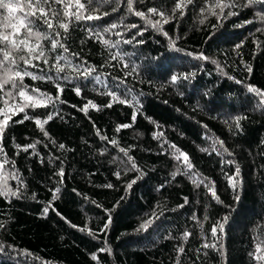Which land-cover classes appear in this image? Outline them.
Listing matches in <instances>:
<instances>
[{"label":"trees","instance_id":"1","mask_svg":"<svg viewBox=\"0 0 264 264\" xmlns=\"http://www.w3.org/2000/svg\"><path fill=\"white\" fill-rule=\"evenodd\" d=\"M175 2L144 0L135 7L147 12L148 7L154 6L171 15ZM113 6L115 2L100 9L110 12V16L75 24L65 41L70 52L79 53V59L71 57L72 63L87 61L83 67L95 66L93 77L99 75L102 83H97L93 77L76 79L71 69L62 74L71 75V82L58 81L55 70L49 71L50 65L43 64L42 60L33 61L38 68L27 69L36 75L54 77L51 81H33L25 77L24 84L29 89L39 88L42 93L55 96L54 85L59 82L65 90L60 98L63 103L57 102L47 109L38 108L35 112L28 110L33 116L59 112V116L45 125L51 139L45 138L33 122L25 121L23 124L10 122L0 142L6 153V157L0 155V161H9L4 173L18 171L25 185L21 199L0 197V223L5 225L0 229V243L4 245L0 264H176L177 258L180 264H257L248 253L254 250L256 243L264 240V109L257 108L259 97L248 93L246 85L264 89V34L255 32L264 24L254 16L261 9L259 6L242 11L232 9L240 11V15L223 21L216 29L213 25L218 23L217 18L210 13H205L208 19L203 25L199 24V19L203 18L199 16V9L204 3L196 0L184 10L183 18H179L177 12L176 19L163 24L168 36L149 26L142 37H136L145 43L137 44L132 37L138 29L129 30L121 25L103 32L105 27L119 23L121 18L124 24L145 26L144 20L127 11L126 3L121 2L117 12L111 11ZM53 7L59 9L60 5ZM152 19L160 17L152 16ZM249 19L255 22L236 27ZM37 27L39 31L53 34L43 25ZM89 28L100 31L104 39L120 43L116 47H105L94 36L89 38ZM116 32L122 35L117 36ZM124 40H132V43L125 44ZM254 40L260 42V48ZM172 41L175 47L171 46ZM43 43L46 56L54 62L52 57L56 53L49 50L48 41ZM240 43L243 46L235 49ZM113 54H117V59H112ZM199 54L210 59H198ZM63 55L70 56V53ZM213 59L220 68L211 63ZM125 64L128 67H124ZM246 64L251 65L252 72L246 70ZM18 65V70L25 69L22 61H18ZM133 68L136 71H132ZM126 73H130L126 82L116 87L118 81L111 77L123 79ZM184 73H194V76L171 83V75ZM77 85L82 88L80 96L72 90ZM109 90L133 105L136 101L142 105L133 126L119 133L115 131L116 126L132 123L135 107L113 103L110 109L89 108L87 114L80 111L88 100L101 106L106 104L111 98L101 93ZM22 116L19 114L12 119H22ZM237 116L247 117L241 120L242 131L235 130L233 118ZM97 129L109 140H117L118 146L102 140ZM158 133L163 135L154 139ZM217 138L224 141L232 156L224 152L219 143L215 147L221 155L212 152ZM36 141L41 142L34 150L20 151L17 155V144ZM59 144H64L65 148L60 149ZM171 144L188 154L198 176L190 179L182 174L186 169L173 158L175 149L169 147ZM121 147L129 149V155L146 173L127 194L125 185L137 173L128 171L125 174L130 165L119 151ZM201 148L209 152H202ZM229 160L235 163H227ZM236 165L240 167L241 181L238 202L234 200L237 193L227 179L235 172ZM60 167L65 172L63 184H58L60 177L54 174ZM178 167L181 174L173 179L172 173ZM116 171L121 172L120 179L115 177ZM204 177L214 181L215 192L222 203H217L203 185L195 186L194 181ZM109 183L112 188L104 187ZM8 184L16 188L19 181L8 179ZM55 187L61 188L59 199L54 202L55 211L50 209L44 217L42 209L48 206L52 196L50 190ZM184 197L188 198V203L179 208ZM153 210L162 213L160 218L147 232H137ZM109 214L112 222L105 235L101 230ZM229 215L224 233L218 232L217 237H213V225ZM80 227L91 229L97 238L87 230L80 231ZM186 230L192 235L185 243L181 237ZM168 236L173 238H166ZM217 239L224 246L223 259L217 251L201 247ZM105 240L110 254L98 252L105 247ZM179 245H183L185 251L178 257L176 248ZM92 254H97V261L91 259Z\"/></svg>","mask_w":264,"mask_h":264},{"label":"snow or ice","instance_id":"2","mask_svg":"<svg viewBox=\"0 0 264 264\" xmlns=\"http://www.w3.org/2000/svg\"><path fill=\"white\" fill-rule=\"evenodd\" d=\"M115 2L116 6H113L111 11L117 12L119 11V5L121 2L126 3L127 11L141 18L145 21V26L141 27L138 24H124L123 18H121L119 23H111L107 27L103 29V32H110L113 29L119 28L123 25L126 29H138L135 33V36L132 37V40H136L137 36H143L144 32L148 30V27L157 30L158 32H162L164 36H168L167 32L163 31V24L170 23L173 19H176V13L179 12V18H183L186 14L185 9L188 8L189 5H193L196 0H176L174 7L171 9V15L166 13L165 11L157 8V7H148L147 12L137 10L135 5L139 3H144V0H0V142L5 138L6 129L11 126V124H23L25 121H31L34 125L40 130L45 138H50L49 132L46 130L45 125H47L50 121H53L56 116H59V112H47L44 114L30 115L29 109L35 112L38 108L47 109L50 105L54 106L57 102L63 103L61 101V96L64 92V86L57 82L54 87L56 89V95L53 96L49 93H42L39 88H31L24 84L25 77H30L33 81L35 80H53L54 77L51 75H36L31 71H28V68H38L39 65L37 63H33V61H43V64L50 65L49 71L52 69L55 70L56 80H62L71 82V75H62L66 72V69H71V72L75 74L76 79L83 78L84 80H88L89 77H93V73L96 72V67L89 65L88 67H83L84 64H87V61H82L81 64H73L71 57H76L79 59V53L70 52V47L65 41L70 37L71 28L75 24H79L80 22H89V21H97L101 20L104 17L110 16L111 13L108 11H100V9L105 4H112ZM204 6L199 9V16L203 17L199 19V24L203 25L205 21L208 19V16L205 13H210V15L215 16L217 18L218 23L213 25V28L218 29L222 26L223 21L228 20L231 17L239 16L240 11H233L232 9L243 10L245 8H252L259 6L261 10H258L254 13L256 20H258L261 24H264V0H243V3L240 0H212L209 3V0H203ZM54 5H60V8L57 9L53 7ZM95 5V6H93ZM217 9L219 11H217ZM227 9V11H225ZM152 16H159L160 19L153 20ZM255 21L252 19L244 20L240 24L236 25V27H244L248 24H253ZM37 25H43L49 32L39 31ZM62 29L63 31H57L56 29ZM89 33V38L93 36L99 40L105 47H116L119 44V41L115 43L104 39L101 35L100 31H94L93 29H87ZM255 32L264 34V27H258L255 29ZM115 35L120 36L122 33L116 32ZM254 35V33H253ZM132 40H124L125 44L132 43ZM171 41V37H169ZM43 41L49 42V50L53 53H56L55 56L52 57V61L50 62L49 58L45 53V45ZM137 44H143L145 41L143 39L136 40ZM256 43V47L260 48V42L258 40H254ZM171 46L175 47L174 41L171 42ZM242 43L236 44L235 49L241 48ZM19 53H24V55H19ZM63 53H70V56H65ZM192 55V53H189ZM123 57L121 56L120 59ZM198 59L209 60L210 58L204 56L203 54H199L197 56ZM112 59H117V54L112 55ZM18 61H22L25 65V69L23 71L18 70L19 65ZM63 61V63H61ZM211 63L216 64L218 68L220 65L216 60H211ZM124 67H128L127 64ZM246 70L250 73L252 72L251 65H245ZM83 69V70H81ZM132 71H136L135 68ZM222 71V69H221ZM227 76V73H223ZM108 75H111L110 73ZM130 73H126L124 78L122 79L119 76H112L111 78L114 81H118L116 87L124 84L126 82L127 76ZM190 76H194V73H184V74H173L170 77V81L172 84H176L180 79L188 80ZM228 79H234V77L228 76ZM93 79L97 83H102L100 76L96 75ZM236 83H242L240 80H236ZM248 93L255 94V96L259 97V101L257 104L258 109H264V89H259L254 85L248 84L246 85ZM76 95L80 96L82 93V88L80 86H75L72 89ZM39 94V95H35ZM102 95H106L111 99L104 105H98L92 100H88L87 103L80 108V111L87 114L89 108L94 109L96 111H101L103 108H112L113 103L119 104H127L129 107H135L136 110L132 113V123L118 124L116 126L115 131L119 133L122 129H128L133 126L136 120L137 112L140 110L142 105L139 101H136V104L133 105L127 99H122L117 95L114 91H106L101 93ZM135 99V98H133ZM75 107V106H74ZM23 114L22 119L14 120L13 116ZM247 119L246 116H237L233 118L234 127L236 131H242L241 120ZM11 122V124H10ZM228 123V121H225ZM204 127H207L206 125ZM236 131L233 134H236ZM97 135L100 136L102 140L108 141L113 146H118V141L115 139L109 140L107 136L101 135L99 129H97ZM163 133H158L154 136V139L162 136ZM41 141H36V143L27 144V145H19L16 147L19 150L17 155L20 154V151L28 152L29 149H35L36 144ZM53 144H55L54 140H51ZM219 143L220 147L226 152L229 156H232L233 153L230 152L224 145V141L219 140L217 138L212 145V152H216L217 155H221V153L216 149L215 145ZM264 143V141H262ZM58 147L60 149H64V144H59ZM163 147V145H161ZM175 151L172 153L173 158L176 161H179L185 167V171L182 173L183 175H188L190 179L192 177L198 176L199 174L194 172V164L191 162L190 157L187 153L183 152L181 149L177 148L176 145H169ZM202 152H209L207 148H201ZM119 151L124 154L127 158L128 164L130 167L125 169V174L128 171H134L137 173L136 177L125 185L126 194L129 193L133 186L146 175L142 169L139 168L137 163L135 162V158L129 155V149H125L123 147L119 148ZM38 155L37 153H34ZM101 155L104 153L101 152ZM163 154V153H162ZM211 154V153H209ZM0 155H4L6 157V153L4 152L3 144L0 143ZM56 159H60L56 157ZM43 162V161H41ZM9 161L4 159L0 161V197L8 198L13 197L15 199L23 198L22 189L25 187L23 180L21 179L20 173L18 171H14L11 173H4L5 165L8 164ZM227 163L233 164L234 161H227ZM12 167H15L14 161L12 162ZM55 175L60 177L58 184L64 183V168L60 167L59 171L54 173ZM177 174H181V170L178 167L175 172L172 173V178L175 179ZM117 179H120L121 172L116 171L114 173ZM240 167L236 165L235 172L228 176V182L230 187L236 192V196L234 197L235 201L240 200L238 186L241 183L240 179ZM8 179L19 181V185L16 188H12L8 184ZM195 186L197 188L203 187L207 188L212 198L217 201V203H222L219 197L215 192V183L211 181L209 178L204 177L199 179L198 181H194ZM104 187L112 188L113 185L111 183L104 185ZM163 187V185H161ZM52 192L51 200L49 201L48 206L42 209V215L46 217L50 211H55L54 202L59 199V193L61 191L60 187H55L50 190ZM75 192V189L73 190ZM32 198L35 199V194L32 195ZM124 199V197H121ZM93 203H95L93 201ZM188 203V198L184 197V203L178 205L179 208H183L185 204ZM97 207H101L97 205ZM106 212H110L111 210H105ZM175 211V209H173ZM162 213L157 214L155 210H153L152 214L148 217V219L144 220L140 226L136 229L137 232H147L155 223L156 220L160 218ZM63 218V217H62ZM193 219L196 220L195 215H193ZM207 219V217H205ZM230 219L229 216L223 217L220 221L216 222L211 228V235L213 237H217V233H224L225 225L228 223ZM112 222L111 215L109 214L108 219L103 225L102 232L106 235L108 228L110 227ZM199 223V222H198ZM5 225L0 223V229L4 228ZM72 227L77 228L78 226L72 225ZM80 231H88V234L93 236V238H97V234L93 232L91 229H86L83 227L79 228ZM192 235L189 231H184L181 239L186 243L189 237ZM168 239H172L173 237L168 236ZM259 240V237H257ZM105 247L98 249V252H108L111 253V249L107 246V240L104 241ZM202 248H211L217 251L221 258L225 257L224 246L220 242L219 239L214 243H203L201 245ZM4 251V245L0 243V252ZM176 251L179 254L184 253L185 248L183 245H179L176 248ZM31 255L30 253H27ZM207 255V253H204ZM248 255L257 262V264H264V240L255 244L254 250L249 252ZM38 259V258H37ZM91 259L93 261L98 260L97 254H92ZM176 264H180L179 258H177Z\"/></svg>","mask_w":264,"mask_h":264}]
</instances>
